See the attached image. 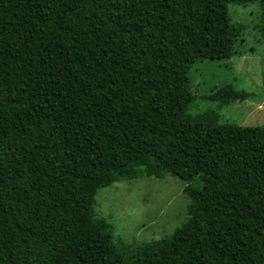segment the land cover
I'll use <instances>...</instances> for the list:
<instances>
[{"label":"trees","instance_id":"obj_1","mask_svg":"<svg viewBox=\"0 0 264 264\" xmlns=\"http://www.w3.org/2000/svg\"><path fill=\"white\" fill-rule=\"evenodd\" d=\"M255 2L264 37V0H0V264H264V124L192 110L263 96L189 72L237 53L227 5ZM165 173L186 220L113 237L98 190Z\"/></svg>","mask_w":264,"mask_h":264},{"label":"rangeland","instance_id":"obj_2","mask_svg":"<svg viewBox=\"0 0 264 264\" xmlns=\"http://www.w3.org/2000/svg\"><path fill=\"white\" fill-rule=\"evenodd\" d=\"M227 10L232 22L244 25L235 46L237 53L228 59L194 62L189 69L192 90L208 92L231 82L236 88L260 94L264 99V37L258 27L260 7L257 2L247 5L228 3ZM262 101L247 98L217 108L215 101L196 100L192 110L213 107L219 112L220 122L262 125ZM185 185L184 180L170 173H165L162 178L138 176L114 182L98 190L95 210L111 224L113 237L125 243L168 236L188 216L190 198L184 191Z\"/></svg>","mask_w":264,"mask_h":264}]
</instances>
